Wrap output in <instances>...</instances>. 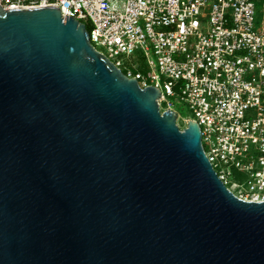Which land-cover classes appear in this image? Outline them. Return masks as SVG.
<instances>
[{
  "label": "water",
  "instance_id": "95a60500",
  "mask_svg": "<svg viewBox=\"0 0 264 264\" xmlns=\"http://www.w3.org/2000/svg\"><path fill=\"white\" fill-rule=\"evenodd\" d=\"M57 7H0V264H264V201L218 178Z\"/></svg>",
  "mask_w": 264,
  "mask_h": 264
},
{
  "label": "built area",
  "instance_id": "2783aa9c",
  "mask_svg": "<svg viewBox=\"0 0 264 264\" xmlns=\"http://www.w3.org/2000/svg\"><path fill=\"white\" fill-rule=\"evenodd\" d=\"M49 6L88 25L93 47L141 88L158 87L160 112L175 111L179 96L218 178L236 197L264 201V0L258 22L256 0H0ZM136 50L148 74L112 59Z\"/></svg>",
  "mask_w": 264,
  "mask_h": 264
},
{
  "label": "rangeland",
  "instance_id": "374dc122",
  "mask_svg": "<svg viewBox=\"0 0 264 264\" xmlns=\"http://www.w3.org/2000/svg\"><path fill=\"white\" fill-rule=\"evenodd\" d=\"M256 15H255V22H258L262 18V0H256ZM201 24H203V21L201 20ZM87 29L89 28L88 25H86ZM113 60L119 59L123 66L128 65L130 67H133L134 65L139 66V70L143 72L144 74H148L150 69L147 65L146 59L143 56V53L141 50H136L132 55L126 56V55H120L118 57H113ZM170 100L173 103V109L179 114L177 115L176 123L178 126L183 127L185 125V120L192 117V114L189 110V107L186 103H184L182 100H180L179 96L170 97ZM185 127V126H184ZM205 150H208V145L204 144ZM244 176H236L234 180H244Z\"/></svg>",
  "mask_w": 264,
  "mask_h": 264
}]
</instances>
